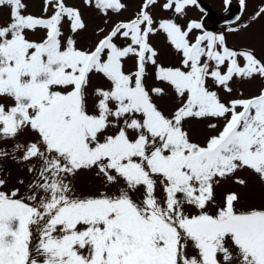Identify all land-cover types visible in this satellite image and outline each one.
I'll list each match as a JSON object with an SVG mask.
<instances>
[{
  "label": "snow or ice",
  "instance_id": "snow-or-ice-1",
  "mask_svg": "<svg viewBox=\"0 0 264 264\" xmlns=\"http://www.w3.org/2000/svg\"><path fill=\"white\" fill-rule=\"evenodd\" d=\"M0 0V264H264V0Z\"/></svg>",
  "mask_w": 264,
  "mask_h": 264
},
{
  "label": "rangeland",
  "instance_id": "rangeland-1",
  "mask_svg": "<svg viewBox=\"0 0 264 264\" xmlns=\"http://www.w3.org/2000/svg\"><path fill=\"white\" fill-rule=\"evenodd\" d=\"M204 2L210 6L211 11L215 16L219 17L222 14V0H204ZM236 4L237 0H233V11L236 9Z\"/></svg>",
  "mask_w": 264,
  "mask_h": 264
}]
</instances>
